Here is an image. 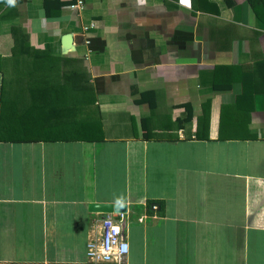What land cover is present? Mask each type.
Instances as JSON below:
<instances>
[{
    "label": "crops",
    "instance_id": "obj_1",
    "mask_svg": "<svg viewBox=\"0 0 264 264\" xmlns=\"http://www.w3.org/2000/svg\"><path fill=\"white\" fill-rule=\"evenodd\" d=\"M231 2L0 0V264H95L91 203L127 205L125 264H264V23Z\"/></svg>",
    "mask_w": 264,
    "mask_h": 264
},
{
    "label": "built area",
    "instance_id": "obj_2",
    "mask_svg": "<svg viewBox=\"0 0 264 264\" xmlns=\"http://www.w3.org/2000/svg\"><path fill=\"white\" fill-rule=\"evenodd\" d=\"M78 1L72 8H78ZM128 220L125 214H109L102 221L101 237L88 245V257L93 263L125 264L129 254V244L123 232Z\"/></svg>",
    "mask_w": 264,
    "mask_h": 264
},
{
    "label": "water",
    "instance_id": "obj_3",
    "mask_svg": "<svg viewBox=\"0 0 264 264\" xmlns=\"http://www.w3.org/2000/svg\"><path fill=\"white\" fill-rule=\"evenodd\" d=\"M63 43L67 49H71L73 45L72 36L68 35L64 37ZM89 211L96 214H127L128 208L125 204H113V203H91L89 204Z\"/></svg>",
    "mask_w": 264,
    "mask_h": 264
},
{
    "label": "trees",
    "instance_id": "obj_4",
    "mask_svg": "<svg viewBox=\"0 0 264 264\" xmlns=\"http://www.w3.org/2000/svg\"><path fill=\"white\" fill-rule=\"evenodd\" d=\"M229 6H232L233 3L231 0H225ZM248 4L250 5L251 9L254 11L255 15L259 18V20L264 23V0H246ZM1 5V3H0ZM0 7V11H1ZM261 66L263 67L264 71V58H262V61L260 62ZM231 87V85L227 86H219L217 83L215 84V90H228ZM187 107V112L188 115L183 118V122L187 123L192 120V113H191V107L188 105ZM209 118V113L206 115V119ZM103 137H100L102 139Z\"/></svg>",
    "mask_w": 264,
    "mask_h": 264
},
{
    "label": "clouds",
    "instance_id": "obj_5",
    "mask_svg": "<svg viewBox=\"0 0 264 264\" xmlns=\"http://www.w3.org/2000/svg\"><path fill=\"white\" fill-rule=\"evenodd\" d=\"M15 2H16V0H8V3H9L10 5H14Z\"/></svg>",
    "mask_w": 264,
    "mask_h": 264
}]
</instances>
